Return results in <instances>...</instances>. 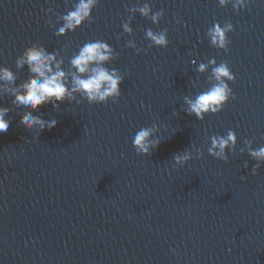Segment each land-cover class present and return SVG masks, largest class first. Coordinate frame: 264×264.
Here are the masks:
<instances>
[{
  "label": "water",
  "instance_id": "1",
  "mask_svg": "<svg viewBox=\"0 0 264 264\" xmlns=\"http://www.w3.org/2000/svg\"><path fill=\"white\" fill-rule=\"evenodd\" d=\"M78 2L0 0V66L16 76L0 80L10 109L0 133V264H264V161L253 174L245 146L264 145V0L240 10L237 0H96L80 27L58 35ZM216 22L234 26L227 50L210 44ZM148 29L166 30L168 46H155ZM87 41L111 46L102 64L124 78L121 96L89 104L77 92L33 111L57 120L51 130L25 128L11 91L30 75L17 64L24 48L55 52L70 81V59ZM213 58L235 74L234 97L199 120L186 101L217 83ZM155 124L161 143L137 154L135 132ZM229 129L237 149L227 161L209 155V137ZM184 150L193 158L176 165Z\"/></svg>",
  "mask_w": 264,
  "mask_h": 264
},
{
  "label": "clouds",
  "instance_id": "2",
  "mask_svg": "<svg viewBox=\"0 0 264 264\" xmlns=\"http://www.w3.org/2000/svg\"><path fill=\"white\" fill-rule=\"evenodd\" d=\"M245 0H237L233 8L240 10L246 8L248 3ZM96 0H79L75 8L63 14L64 24L58 28L57 34L64 35L68 31H75L87 18L92 15V9ZM227 0H220L221 5H225ZM143 16H149L151 8L148 4L139 8ZM164 15L163 10L151 15L153 22H158ZM127 33L132 32L129 23L122 25ZM234 31L233 24H227L221 27L219 22L213 24L207 30V36L210 38V44L218 49L227 50L229 46L228 32ZM146 36L157 47L168 46L167 31L159 33L151 29L146 31ZM130 46L135 47L131 42ZM141 52L137 49V53ZM112 48L106 41H87L78 50L77 54L70 59L71 66L75 71L71 72V80H68V73L62 68L63 60L57 59L55 52H48L43 48L30 45L24 48L22 55L17 58L18 66L28 65L30 75L22 81L16 88L11 89L14 93L13 103L19 105L24 111L20 113V123L25 128L37 130L39 133L45 129L51 130L56 126L57 120H46L42 115H33L43 104L52 103L58 107V102H63L66 98L75 99L74 94L79 92L89 104L107 103L109 99L116 102L121 96L120 85L123 77L118 74V70L108 69L102 62L112 59ZM195 63V60L192 61ZM209 63L216 65L212 73L217 83L213 84L208 90L202 91L194 100L188 99L186 103L188 108L186 113L195 115L199 120H203L206 114H216L222 111L224 105L230 98L234 97L229 81H235L236 76L231 71L227 62H221L218 65L213 58ZM206 68L201 63L199 70ZM0 80L15 82L16 76L7 66H0ZM10 109L0 104V133L8 130L10 119L7 114ZM158 124L148 127H141L135 132L132 139V145L137 154L149 155L161 143V138L156 133L159 131ZM210 146L207 148L209 155L227 161L228 151L237 149V134L235 130L229 129L226 135L213 134L209 137ZM248 155L257 161L252 167V172L261 166L264 161V145L254 148L248 145ZM227 149V151H226ZM196 153L202 155L201 150L196 149ZM239 152L243 154L245 147H240ZM193 158V152L184 150L176 153L173 160L176 165H184ZM245 167L248 162L245 161Z\"/></svg>",
  "mask_w": 264,
  "mask_h": 264
}]
</instances>
